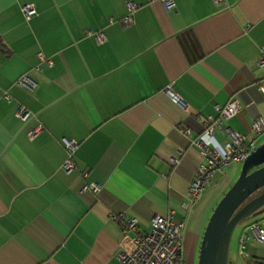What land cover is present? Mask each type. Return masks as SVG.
I'll return each instance as SVG.
<instances>
[{"label": "crops", "instance_id": "0c3cea01", "mask_svg": "<svg viewBox=\"0 0 264 264\" xmlns=\"http://www.w3.org/2000/svg\"><path fill=\"white\" fill-rule=\"evenodd\" d=\"M126 1L137 6L122 24ZM224 1L173 0L164 9L158 0H0V264H118L121 232L111 211L135 216L143 229L154 213L170 212L183 221L190 255L231 181L216 172L189 199L203 160L190 138L234 93L245 105L222 126L254 143L264 133L249 130L264 114L256 87L264 0ZM24 3L36 9L28 18ZM84 28L101 29L104 41ZM37 52L51 59L40 71ZM24 73L32 88L14 82ZM18 105L35 114L19 132ZM212 133L224 144L221 131ZM62 138L75 142L68 170ZM89 180L97 190L81 189ZM252 221L264 227V204L234 226L229 264H264V239L237 251L236 237Z\"/></svg>", "mask_w": 264, "mask_h": 264}, {"label": "built area", "instance_id": "2783aa9c", "mask_svg": "<svg viewBox=\"0 0 264 264\" xmlns=\"http://www.w3.org/2000/svg\"><path fill=\"white\" fill-rule=\"evenodd\" d=\"M150 1V0H148ZM164 9L174 7L173 0H158ZM216 4H224V0H213ZM137 4L132 1L125 2L126 12L119 18V22L127 24L131 21V13ZM24 18H28L35 13L36 9L31 3H24L20 7ZM108 18V22H112ZM86 36H92L98 43L104 41V34L101 29L84 28L82 30ZM37 63L33 68L37 71L42 69L41 63L51 64V59L41 52L36 53ZM256 65L260 68L261 76L256 82L259 91H264V45L259 47ZM16 84L26 88H32L34 81L27 75L21 74L14 81ZM165 91L169 94V88ZM2 97L10 100L7 91H2ZM245 104L237 93L223 105L214 104L218 113L217 117L205 116L201 129L190 138V142L195 145L202 154L203 160L197 165L195 174L191 179L187 194L191 201L196 199L208 183L213 173L225 164L234 161H242L245 156L255 147L254 139H246L242 133L235 132L229 127L221 124L222 119L234 115ZM29 111L23 106L18 105L14 114L20 120H25ZM40 129V125L29 128L26 131L28 138H32ZM218 129L226 137L224 144H219L213 137V130ZM182 132L190 134L189 127H183ZM250 134L254 137L264 132V114L254 116L249 125ZM63 146L66 149L67 157L61 164V168L68 170L72 167L71 152L75 142L62 138ZM175 161V159H173ZM99 183L93 180L84 182L81 189L97 190ZM109 218L116 221L121 232L119 243L115 249V256L118 264H182L184 255V245L182 240L183 221L173 220L170 212L154 213L150 218L149 226L146 229L138 226L135 216L128 215L124 211H111ZM250 238L264 239V227L260 221H252L247 228L241 231L236 237L237 251L240 255H245L244 247Z\"/></svg>", "mask_w": 264, "mask_h": 264}, {"label": "water", "instance_id": "95a60500", "mask_svg": "<svg viewBox=\"0 0 264 264\" xmlns=\"http://www.w3.org/2000/svg\"><path fill=\"white\" fill-rule=\"evenodd\" d=\"M34 115L28 116L17 132ZM263 204L264 140L241 161L240 171L212 206L200 233L195 264H226L234 226Z\"/></svg>", "mask_w": 264, "mask_h": 264}, {"label": "rangeland", "instance_id": "374dc122", "mask_svg": "<svg viewBox=\"0 0 264 264\" xmlns=\"http://www.w3.org/2000/svg\"><path fill=\"white\" fill-rule=\"evenodd\" d=\"M264 140V133L258 138V140L255 141V146L257 144H259L261 141ZM240 168H241V161H234V162H230L228 164H225L223 165L222 167H220V169L216 170L213 175H212V178L214 179L216 177V172H224L226 174H228L230 177H231V181L236 177V175L238 174V172L240 171ZM231 181L227 184V186L223 189V191L228 187V185L231 183ZM222 191V192H223ZM221 192V193H222ZM221 193L219 194V196L221 195ZM219 196L216 198V200L219 198ZM216 200L214 201V203L216 202ZM213 203V205H214ZM212 208V206H211ZM210 212V211H209ZM246 218V217H245ZM243 218V219H245ZM243 219H241L240 221H238L236 223L239 224ZM202 231V230H201ZM200 237V236H199ZM198 241H199V238L197 240V243L195 244L196 245V254H197V245H198ZM185 248V247H184ZM244 251H245V247H244ZM231 253V252H230ZM186 257V253L185 255H183V260L184 258ZM195 263H196V258H195ZM226 264H229V260L227 258V263Z\"/></svg>", "mask_w": 264, "mask_h": 264}, {"label": "flooded vegetation", "instance_id": "af4514ba", "mask_svg": "<svg viewBox=\"0 0 264 264\" xmlns=\"http://www.w3.org/2000/svg\"><path fill=\"white\" fill-rule=\"evenodd\" d=\"M185 254V249H184ZM195 258H196V245L193 246L190 255L186 256L183 260L182 264H195Z\"/></svg>", "mask_w": 264, "mask_h": 264}, {"label": "trees", "instance_id": "16d2710c", "mask_svg": "<svg viewBox=\"0 0 264 264\" xmlns=\"http://www.w3.org/2000/svg\"><path fill=\"white\" fill-rule=\"evenodd\" d=\"M258 189L254 190L253 192H251L248 196L252 195L253 193L257 192Z\"/></svg>", "mask_w": 264, "mask_h": 264}]
</instances>
